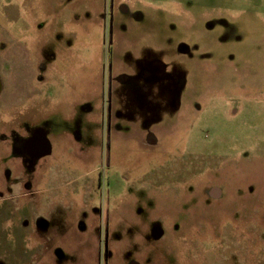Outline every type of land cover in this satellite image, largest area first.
Listing matches in <instances>:
<instances>
[{
    "label": "rangeland",
    "instance_id": "obj_1",
    "mask_svg": "<svg viewBox=\"0 0 264 264\" xmlns=\"http://www.w3.org/2000/svg\"><path fill=\"white\" fill-rule=\"evenodd\" d=\"M0 75V264H264V0H0Z\"/></svg>",
    "mask_w": 264,
    "mask_h": 264
},
{
    "label": "flooded vegetation",
    "instance_id": "obj_2",
    "mask_svg": "<svg viewBox=\"0 0 264 264\" xmlns=\"http://www.w3.org/2000/svg\"><path fill=\"white\" fill-rule=\"evenodd\" d=\"M61 0H57V2H60ZM123 9H126V7H123ZM127 10V9H126ZM52 55V54H51ZM42 67H43V69H44V71L45 70H47L49 67H48V64L47 63H45L44 61L42 62ZM152 67V66H151ZM154 73L157 75V76H161V74H160V72H158L157 71V66L155 67V69H154ZM157 76H154V75H152L151 73H150V71L149 70H145L143 73H141V78H142V81H141V83L140 84H135L133 87L135 88V91H133V93H131V94H133V96L134 97H137V96H139L138 95V93L137 92H140V89H141V87L143 88L144 86H145V84H146V81L149 83L146 87H144V91H145V95L147 96V98L149 99V101H150V103H152L151 105H152V107L154 106V108H157V106H158V103L160 102L159 100H160V98H159V100H158V102L156 101L157 100V94H156V92H157V90L158 89H160L161 88V82H157L156 81V78H157ZM0 77H1V80H2V91H1V93H0V96H1V94L3 93V89H4V82H3V78H2V76L0 75ZM129 77H130V73L129 72H126V71H123V74H122V76H121V79H120V81L122 82L121 83V88L123 87V90H124V92L122 91H120L119 93H118V97L120 98V99H122V100H124V99H129V100H131V99H134V97H132L131 95H130V93H129V91L125 88V84L126 83H128L129 82ZM133 88V89H134ZM118 91H119V89H118ZM132 92V91H131ZM125 95H128V96H125ZM142 98V97H141ZM143 99V98H142ZM39 129H37V130H35V132H33V134L31 135V136H28L27 138H23V139H18L17 137H16V139H15V141L14 142H12L11 143V146H13L14 148H15V150H16V148L19 150V151H23L28 157H33V158H37V157H35L33 154H31L27 149H26V143H27V141L36 133V131H38ZM48 155V154H47ZM44 156H46V155H44ZM41 157H43V156H41ZM41 157H38V158H41ZM17 182V181H16ZM19 183V182H18ZM17 183V184H18ZM14 184H16L15 182L14 183H12V189L14 190ZM20 185L22 186V188H23V185L21 184V182H20ZM212 194H213V196H215V195H218V192H217V190H213V192H212ZM155 232L157 233V234H160L161 233V235L163 234V237L165 236V232H163V230L162 229H158V228H156L155 229ZM160 238V237H159ZM102 245V244H101ZM101 245H100V250H99V256H100V260H103V258H102V253H103V248L101 247ZM226 260H227V258H226ZM227 262H229L228 264H233V263H231V261H227ZM239 264H242V262H240Z\"/></svg>",
    "mask_w": 264,
    "mask_h": 264
},
{
    "label": "water",
    "instance_id": "obj_3",
    "mask_svg": "<svg viewBox=\"0 0 264 264\" xmlns=\"http://www.w3.org/2000/svg\"><path fill=\"white\" fill-rule=\"evenodd\" d=\"M2 91V80L0 77V93ZM26 149L35 157H41L51 152V144L46 134L41 130L36 133L27 141Z\"/></svg>",
    "mask_w": 264,
    "mask_h": 264
}]
</instances>
